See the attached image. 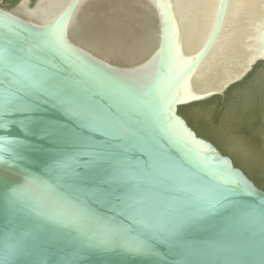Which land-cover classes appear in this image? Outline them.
<instances>
[{
  "label": "water",
  "instance_id": "obj_1",
  "mask_svg": "<svg viewBox=\"0 0 264 264\" xmlns=\"http://www.w3.org/2000/svg\"><path fill=\"white\" fill-rule=\"evenodd\" d=\"M2 3L0 264H264V189L179 112L264 61V0Z\"/></svg>",
  "mask_w": 264,
  "mask_h": 264
},
{
  "label": "trees",
  "instance_id": "obj_2",
  "mask_svg": "<svg viewBox=\"0 0 264 264\" xmlns=\"http://www.w3.org/2000/svg\"><path fill=\"white\" fill-rule=\"evenodd\" d=\"M17 0H5L6 6H11ZM264 61L257 62L253 69L239 82L230 86L223 95L213 96L207 100L179 106V112L197 134L212 141L223 153L230 155L235 165L239 166L254 181L264 189V165L259 160L249 163L239 154L226 150L221 143L224 110L230 107L226 122L239 126L244 131L253 133L254 139L260 143V137L254 133L258 127L264 128L262 114L264 112ZM263 74L260 75V72ZM203 107L210 108L206 115ZM216 125L213 127L212 125Z\"/></svg>",
  "mask_w": 264,
  "mask_h": 264
},
{
  "label": "flooded vegetation",
  "instance_id": "obj_3",
  "mask_svg": "<svg viewBox=\"0 0 264 264\" xmlns=\"http://www.w3.org/2000/svg\"><path fill=\"white\" fill-rule=\"evenodd\" d=\"M2 4L6 6V2H5V0H3V3H2Z\"/></svg>",
  "mask_w": 264,
  "mask_h": 264
}]
</instances>
